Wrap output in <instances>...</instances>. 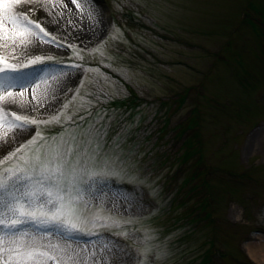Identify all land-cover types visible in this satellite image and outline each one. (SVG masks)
Returning <instances> with one entry per match:
<instances>
[{
	"label": "rangeland",
	"instance_id": "obj_1",
	"mask_svg": "<svg viewBox=\"0 0 264 264\" xmlns=\"http://www.w3.org/2000/svg\"><path fill=\"white\" fill-rule=\"evenodd\" d=\"M4 4L33 7L0 0V11ZM97 7L92 17L83 5L74 16L61 7L55 19L62 30L45 27L43 37L36 29L27 46L50 59L0 76L29 85L23 97L60 83L15 114L17 105L0 104L10 120L35 119L40 143L69 129L72 155L59 161L65 176L87 180L104 160L121 170L81 185L78 205L88 223L71 237L76 243L26 226L51 233L26 238L48 254L34 264H264L261 252H251L264 243V0H97ZM53 35L60 47L43 43ZM4 55L13 66L29 59L22 51ZM61 100L59 122L42 114ZM29 105L34 114L24 111ZM116 197L134 203L116 208ZM102 243H118L127 255L99 259L93 250Z\"/></svg>",
	"mask_w": 264,
	"mask_h": 264
},
{
	"label": "snow or ice",
	"instance_id": "obj_2",
	"mask_svg": "<svg viewBox=\"0 0 264 264\" xmlns=\"http://www.w3.org/2000/svg\"><path fill=\"white\" fill-rule=\"evenodd\" d=\"M18 4L20 0H15ZM32 8L27 6L22 9H16L13 4L2 5L3 11H0V76L8 77L9 73L23 75L22 68L27 64L43 65L45 57L50 59V53L40 50L36 53L28 52L27 46L32 44L31 37L37 35L36 29L43 33V37L49 35L45 31L48 27L52 33L61 31L63 25L59 28L57 20L45 8L35 7L36 0H30ZM69 3H76V0H69ZM81 5L87 10L89 17L99 14L97 0H79L76 7ZM34 11H40L39 22L33 23L29 15ZM58 15L63 16L61 12ZM103 18L100 23H103ZM44 24V27H41ZM7 25L12 29H20L19 35L23 38L16 39L9 33ZM75 29H73L74 31ZM98 31V29H94ZM25 34H27L25 36ZM67 36L68 33H65ZM43 43H54L47 39ZM77 36L74 39H78ZM91 37H89L90 39ZM60 47L59 44H55ZM12 53V58H18L15 53L18 51L25 52L29 59L24 65L13 66L5 63L4 52ZM42 69L31 68V72H38ZM34 83V82H33ZM29 85L16 86L7 82H0V101L7 104H15L17 108L13 111L20 110L23 100L12 95V89L15 88L18 93L23 94ZM68 90V85L63 86V91L57 95H62ZM7 95H4V94ZM35 99V96L33 97ZM63 101L60 104H52L47 108L43 115L53 114L59 122ZM37 109L29 105L24 111L34 114ZM8 112L5 111L4 105L0 104V264H34V258L37 256H47L46 252H40L26 243V238L31 236L33 240L37 235L49 237L51 233L45 231L42 233L31 232L26 226L35 225L38 228L52 229L53 233L59 232L61 237H67L65 243H76L71 239L72 236L83 232L82 225L88 223L79 208L78 202L81 199V185L84 183L100 184L101 179L95 177H104L105 175H120L121 170L110 168L108 161L104 160V168L99 172H90L88 179L77 178L74 174H65L61 171L63 168L62 161L66 156L72 155V145L66 137V133L71 136L69 129L61 128L57 133L51 134V138L44 143H40L44 137L37 125L35 119H28L27 115H15L14 120L7 118ZM71 117H68L70 119ZM19 121V123H17ZM47 122V121H45ZM7 129L4 130V125ZM12 133V135H9ZM73 140L75 137H71ZM11 162V163H8ZM78 162V161H77ZM7 165V166H5ZM73 173L76 169L73 168ZM99 199L98 197H94ZM120 203L132 206L134 202L121 200L116 197L112 200V206L119 208ZM142 208V203L136 205ZM91 236L94 233H86ZM87 243V242H85ZM55 247V245H53ZM100 252L99 259L107 261L109 256L106 253L119 255L123 253L124 246L118 243H102L98 248H94L93 255ZM142 264V262H141Z\"/></svg>",
	"mask_w": 264,
	"mask_h": 264
},
{
	"label": "bare ground",
	"instance_id": "obj_3",
	"mask_svg": "<svg viewBox=\"0 0 264 264\" xmlns=\"http://www.w3.org/2000/svg\"><path fill=\"white\" fill-rule=\"evenodd\" d=\"M23 3L29 4V5L32 4L31 2L29 3L28 0H23ZM36 3L41 4V5H39V7L45 8L47 12H49V13L52 14V17L54 19H55V17L58 16L57 14L59 13V9L61 7H63V6H67L68 9H69V11L72 12V15L73 16L76 15V14L79 15V8H76L74 6H71L70 3H68V1L66 3L65 0H36ZM38 4H36L35 7H37ZM75 5H76V3H75ZM58 18L59 19H62L60 15L58 16ZM7 27L9 29V33L11 34V36L16 37L17 39L23 38V37H21L19 35V32H20L19 29H12V26H8V25H7ZM90 27H88V29H90ZM26 35L27 34H25V36ZM31 40H32V43L35 42V41H33L32 37H31ZM59 85H60V83H58L56 85L53 84V85H51L49 87H46V88L45 87H42V85H39L37 88H35V92H32V93L29 94L30 97H27L25 95V97L20 96L18 99L21 98L23 101H27V100L44 101L42 98L45 97V99H46V97L48 96V94H50L51 92H53L54 89H56ZM4 95H7V94L5 93ZM12 95H13V93H12ZM34 96H35V99H33ZM4 127H6V126L4 125ZM253 247L255 249H252L251 252H255V253L261 252V255L264 256V249H263L264 248V243L259 246V249H258L259 251H257V252L255 250H256V248L258 246H253Z\"/></svg>",
	"mask_w": 264,
	"mask_h": 264
}]
</instances>
